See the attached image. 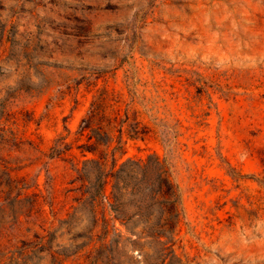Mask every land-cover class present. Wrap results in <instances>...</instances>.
Returning <instances> with one entry per match:
<instances>
[{
  "label": "rangeland",
  "instance_id": "rangeland-1",
  "mask_svg": "<svg viewBox=\"0 0 264 264\" xmlns=\"http://www.w3.org/2000/svg\"><path fill=\"white\" fill-rule=\"evenodd\" d=\"M0 8L9 32L0 46V264H16L23 247L22 264H105L111 184L91 230L80 192L69 191L78 174L48 156L64 137L67 159L82 167L80 124L105 92L114 126L124 122L123 137L113 133L119 164L168 158L182 209L164 251L117 221L124 236L106 238L113 262L264 264V0H0Z\"/></svg>",
  "mask_w": 264,
  "mask_h": 264
},
{
  "label": "trees",
  "instance_id": "trees-1",
  "mask_svg": "<svg viewBox=\"0 0 264 264\" xmlns=\"http://www.w3.org/2000/svg\"><path fill=\"white\" fill-rule=\"evenodd\" d=\"M6 27L7 24L0 22V46L9 34ZM110 107L109 94L105 92L104 96L92 102L86 117L81 121L79 132L81 135L86 134L88 140V144L79 146L85 158L82 167L75 157L67 159L71 147L64 137L56 140L48 154L50 158L68 161L72 170L78 174L72 183L78 181L80 186L69 191L80 192L75 201L80 204V208L88 207L91 230L98 225L96 208L104 198V187L111 184V198L105 195V264H115L106 238L109 235L118 239L124 236L123 230L116 226L117 221L136 234L137 239L148 237L157 240L164 251L167 248L165 246L174 239L182 215L181 194L179 187L173 182L172 164L168 158L151 155L145 160L129 158L119 164L117 151L122 148V144L120 139L117 141L118 145L112 148L113 133L117 131L119 138H122L124 122L114 126L118 117L108 115ZM89 154L99 157H89ZM36 196L30 198L31 207L37 202ZM163 238L166 239L164 242ZM41 244L42 242L32 246L34 253L44 250L40 248ZM26 252L27 247H23L16 264L24 262Z\"/></svg>",
  "mask_w": 264,
  "mask_h": 264
}]
</instances>
